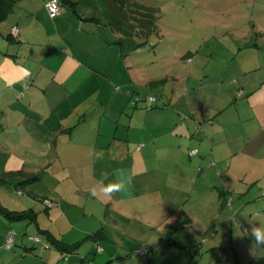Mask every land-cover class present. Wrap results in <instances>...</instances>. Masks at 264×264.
<instances>
[{"label":"rangeland","instance_id":"1","mask_svg":"<svg viewBox=\"0 0 264 264\" xmlns=\"http://www.w3.org/2000/svg\"><path fill=\"white\" fill-rule=\"evenodd\" d=\"M137 1L160 7L157 34L151 35L145 42L135 34L133 37L124 35L126 41L114 44L110 52L98 53L96 61L87 59L96 65L83 66L72 79L73 83L86 82L84 90L90 95L81 99V106L95 110L100 107L98 102H103L101 107L106 114L100 127L101 137L105 129L110 130L109 124L114 127L115 122L121 125L119 127H126L128 117L131 114L137 116L142 128L133 130V144L143 151L145 164L159 171L158 177H151V173L133 177V189L127 193L125 200L115 192L109 195V198L113 196V203L108 206L101 204L92 191L98 181L102 187L113 182L117 172L127 180L129 161L101 160L100 165L106 166L108 172L102 174V178L99 173L93 172L90 161L91 164L81 172V180L84 184L96 185L89 188L91 192L83 193L80 202H85L84 206L90 207L96 214L92 220L84 218L79 221V225L94 231L102 226L111 235L114 234V223L108 218L116 219L113 244L104 240L101 244L113 248L116 256L123 258L108 264H264V244L257 245L252 234L253 228L264 229V130L260 131L259 127L244 130L241 127L243 122L237 124L234 121L239 118L236 108L243 107L237 103L243 100L242 92L264 78V0ZM76 3L87 15L90 12L96 15L99 12L97 4L100 3L105 5L106 12L109 10L104 0ZM109 21L114 20L109 17ZM248 21L251 24L256 22L255 28L261 24L262 30H254ZM124 29L129 31L127 26ZM39 36L43 38L42 34ZM250 36L261 50L253 58L239 59ZM188 51L191 52L188 54L190 59H186L188 55L183 57ZM100 72H106L108 77ZM111 95L113 99L105 103L112 98ZM137 96H160L161 100L168 102V110L158 117L147 113L149 110H135L132 101ZM142 103L143 99L138 105ZM137 110L141 114L135 113ZM219 111L222 112L216 115ZM94 117L96 120H92L96 123L90 124L98 127V115ZM179 120L184 122L183 126L165 136L163 131L168 128L161 127L172 123L179 125ZM216 120L224 122L223 128L213 126L215 130H211L210 135L206 128ZM245 121V126L255 123L254 119ZM185 128L187 132L182 133ZM85 129L82 134L84 139L91 132L87 125ZM152 134L160 135L156 137L157 144H162V139L164 145L168 144L165 149L182 152L179 164L175 156L173 159L177 164L167 159L163 148L154 154L153 149L157 145L150 143ZM179 134L183 135L185 143L180 142ZM19 140L17 138V143ZM23 145H18V155L24 154V149L32 148ZM36 148V154L40 149H47ZM196 150V156H192L194 152L189 156V152ZM90 155L88 153L83 161ZM96 169H99L98 165ZM106 174H110V178L103 176ZM180 176H185L186 180L180 181ZM135 184L141 185L143 190ZM150 186L154 187L153 190L157 186L165 193L163 197L146 195L151 190ZM172 188L177 191L173 195L168 193ZM103 189L100 188L99 192H104ZM26 196L13 198L9 195V204L21 209ZM43 202L50 206L49 201ZM115 204L118 207L125 205L123 212L130 214L131 218L114 212ZM176 212H179V218L170 221V224L176 221L172 229L160 235L163 228L160 223H164L170 215H177ZM187 212L192 223L184 225ZM18 223L28 226L24 221ZM18 223H15L17 227ZM29 227L32 229L31 225ZM82 236L84 234L73 231L66 239ZM166 236L173 241H168ZM32 238L40 240L39 236ZM86 245L88 242L79 246L81 252ZM136 249L142 255L147 254L146 259L136 253ZM73 261L71 264H78Z\"/></svg>","mask_w":264,"mask_h":264},{"label":"crops","instance_id":"2","mask_svg":"<svg viewBox=\"0 0 264 264\" xmlns=\"http://www.w3.org/2000/svg\"><path fill=\"white\" fill-rule=\"evenodd\" d=\"M46 1L16 0L15 4H12L7 13L0 19V175L5 174L14 183L21 179L26 180L33 175H38V179H41V181L38 179L32 182L26 181L20 184L18 188H13L9 183L0 185L1 205L15 211H31L28 209H32L36 212L35 216L38 223V228H35L26 221L24 222L28 226L17 221L8 222L0 215V264H23L24 262L25 264H34V262L35 264L36 262L39 264H71L74 262L73 260L78 264H104L109 257L117 258L120 255L116 256L113 248L105 247L102 252L91 255V251L95 249L92 246L93 243L83 241L82 243L88 242V245L84 247L85 249L81 252L78 246L76 252L66 256L67 259L65 260L62 252L53 248H38V245L32 243L28 236L36 234L39 229H43L46 231L45 234H38L42 241L48 242L46 237L51 235V237L61 239L66 244H72L81 241L87 234L95 232L79 225V221L84 220V218L92 220L96 214L95 211H91L90 207L84 206L85 202H80L83 199V193L91 192L89 188L96 185L90 186V183L84 184L82 182L81 172L86 165L93 163V172L99 173L102 178V174L108 172L105 169L106 166L100 165L101 160L105 162L128 160V174L125 178L130 180L131 187L127 188L128 192L126 193L117 192L118 196L124 200L127 193L131 192V188L133 189V177L146 176L150 173L151 177H158L159 171L145 164L146 159L143 151L138 150L133 144V130L138 127L142 128V123H138L137 116L131 114L128 117L126 127H119L121 125L115 122H113L114 127L109 124L108 128L112 132L105 129L103 131L104 136L101 137L100 127L106 114L101 107L103 102L99 101L100 107L95 110L81 106V99L90 94L84 90L85 80L73 83L74 80L72 79L76 73L81 71L83 66L92 67L96 65L88 62L87 59L96 61L98 53L110 52L115 47L114 44L123 43L126 41L124 35L127 36L131 33L116 30L111 26L106 7L102 3L97 4L99 12L96 15L93 12L87 15L86 12L78 8L79 4L76 3L84 0H66L64 4L62 3L59 14L50 18L44 8ZM90 6L94 7L93 4ZM255 23L252 22L251 24V21H248L254 30L260 32L262 30L261 24L255 28ZM13 27L16 28V34L12 33ZM108 31L110 32L109 35ZM8 34L13 36L11 41L5 39ZM39 34H42L43 38H40ZM252 41L253 37L250 36L247 44H244L246 47L240 52L239 59L253 58L254 54L260 52L259 44ZM100 73L105 78L108 77L106 72ZM130 81L129 78L128 82ZM70 83L71 86H68ZM77 98L79 100H76ZM241 98L243 100H238L237 103L242 104L243 107L236 108V116L239 118L234 121L237 124L243 122L241 127L244 130L250 127L256 130L259 127L260 131H263L264 78L257 81L247 91H243ZM112 99L113 97L106 100L105 103H109ZM166 110L168 108L148 111L147 113L158 117L160 113ZM136 112L141 114V111L137 110ZM94 115H98V127L90 124L95 122L92 120L95 119ZM247 119H254L255 123L252 126H245ZM161 122L163 121L161 120ZM178 122L179 125L164 124L161 128L168 129L163 131V134L168 136L173 134L176 129H180L184 122L180 120ZM85 125L91 131L88 132L86 139L82 137L86 130ZM223 125L224 122L218 120L210 123L206 128L207 133L211 135V130H215L213 126L223 128ZM64 129L71 131L66 133L63 132ZM94 130H96L95 134L93 133ZM185 130L182 133L187 132ZM179 135L180 142L185 143L182 138L183 135ZM159 136L150 135V143L157 145L153 149L154 154L156 155L157 151L163 148L166 150L164 151L166 158L177 164L173 159L175 156L179 164L182 152L170 151L171 148L165 149L169 146L167 143L164 145L163 139L162 144H157L156 137ZM17 138H20L19 143H17ZM100 140H102L101 143ZM21 143L24 144L23 147L32 148H26L23 150L24 154L18 155L20 153L18 145ZM37 146L47 147V149H40L36 154ZM100 151L103 152V157L97 158L94 153ZM168 152H170L169 156L166 155ZM82 153L85 154L81 156ZM88 153L91 155L83 161ZM69 154L72 156L68 157ZM196 155L197 150L196 154L192 156ZM90 161L92 162L90 163ZM97 165L98 170L96 169ZM60 174L62 176H59ZM103 176H106V179L110 178V174ZM180 178V181L186 180L185 176H180ZM191 183L195 184V181L191 180ZM135 186L141 185L135 184ZM150 187L151 190H148L146 195H157L162 198L165 194L159 191L157 186H155L156 190H153L154 187ZM100 188L105 187H102L98 181L94 187L95 190L92 192H95L101 200V204L112 205L113 196L109 198V194L105 191L99 192ZM18 191H21L20 194ZM176 192L175 188L168 190V193L172 195ZM25 194L27 196L24 197L21 209L9 204L11 203L9 195L17 198ZM44 197L53 201H60V207L45 210L46 207L42 202ZM36 200H40L42 204ZM84 207L88 212H84ZM125 209V205L118 207L115 204L116 211L114 210V212L122 217L131 218L128 216L130 214L123 212ZM176 214L170 215L164 223H160V226L163 227L160 230V235L172 229L178 220L177 218H179V212ZM72 215H75L74 218H71ZM132 218L135 219V217ZM172 218L177 220L170 224ZM108 220L114 223V234L109 235L103 227L106 235L105 240L112 243L115 240L117 228L114 226H117V221L114 218H108ZM186 220L189 224L192 223V219L188 217V212L186 213ZM15 223H18L19 226L17 227ZM29 225L32 226L33 231ZM8 229L15 231V244L11 251H4L1 244ZM73 231L80 232L84 236L79 239L72 237L67 240L66 237L70 236ZM63 246L66 245L62 244ZM26 247L34 248L32 251H27ZM111 262L114 261L108 263Z\"/></svg>","mask_w":264,"mask_h":264},{"label":"trees","instance_id":"3","mask_svg":"<svg viewBox=\"0 0 264 264\" xmlns=\"http://www.w3.org/2000/svg\"><path fill=\"white\" fill-rule=\"evenodd\" d=\"M65 1L66 0H59L60 8L62 6V3L64 4ZM104 1L107 2L108 6H109V10H108V12H106L107 15L115 21V22L114 21L110 22V24L113 28H116V30L118 29L119 31H124L126 33L130 32L131 34L129 36H131V37H133V34H135L136 36L141 38L144 42L151 35L157 34V31H158L157 22L161 17V10H160L159 6H157L155 4H146V3H143V2H140L137 0H104ZM15 2H16V0H0V19L3 18V16L7 13L9 8L11 7V5L15 4ZM124 26H127L129 31L128 30L125 31ZM12 37H13L12 35L8 34L5 36V39L7 41H11L13 39ZM189 53H191V52L188 51L187 53L184 54L183 57H186ZM186 59H190L189 55L187 56ZM26 89H27V87H26ZM144 97L145 96H141V98H140L137 96L136 99L134 101H132L133 107L135 109L141 108V110L154 111V110H160V109L167 108V105H166L167 103L164 100H161L160 96H150V97H145V98ZM142 99H143L144 103L138 105V103L140 101H142ZM146 99H147V101H146ZM219 112H222V111H219ZM70 131H71L70 129H64L63 130V132H66V133L70 132ZM190 154H191V152H189V155ZM195 154H196V152L194 151L193 155H195ZM211 165H213V162H211ZM7 175H10V173H7ZM38 178H39L38 175H33L26 180L21 179V180L14 183L11 178H8L4 174V175H0V185L3 183H9V184H11V186L13 188H18V186L20 184H23L26 181L32 182V181H36ZM39 181H41V179ZM262 194L264 196V192ZM43 200L49 201L50 206H46L45 203L43 202ZM42 202L46 207L45 210L50 209V208H59L60 207L59 206L60 201H53V200L48 199L46 197H44L42 199ZM28 210H31V211L9 210L8 208H6L0 204V215L4 219H6L10 222L26 221L28 224H32L35 228H38V223L36 221V216H35L36 212L33 211L32 209H28ZM183 223H184V225H186V224L189 225L187 220L184 221ZM45 232H46L45 230L39 229L38 231H36V234L28 236V239H30V241L32 243L38 245L37 246L38 248H41V249L53 248L55 250L62 252L63 258L65 260L67 259L66 256L70 255L71 253L76 252L78 246H80L83 241H91L93 243L92 246L95 249H93L91 251V255H94L96 253H100L103 251L104 247L106 248V246L101 245L102 240L106 241L105 240L106 235H105V231H104L103 227L98 228L97 230H95V232H92L91 234H87L85 236V238L82 239L81 241H77V242L72 243V244H66L61 239H56L53 236L51 237V235H48L46 237L48 242L42 241L40 235H38V234L39 233L45 234ZM9 233L12 234V244L10 245L9 248H5V243H6V240H7ZM34 236H39L40 240L39 241L34 240L32 238ZM166 238L168 239V241H173L168 236ZM14 244H15V231L13 229H8L6 231L4 238H3V242L1 244V247L4 251H11L14 248ZM62 244L66 245L67 247L66 246L62 247ZM143 246H145L149 250V252L151 251V249L146 244H143ZM33 248L34 247H32V248L26 247V250L32 251ZM135 252L138 253L139 255H141L142 257H145V259H146L147 254L146 255L140 254L138 252V249H136ZM91 258L92 257L89 258L90 261H91ZM121 258H123V256H120L117 258L116 257L115 258L109 257L104 262V264H108V262H110V261L115 262V260H118Z\"/></svg>","mask_w":264,"mask_h":264},{"label":"clouds","instance_id":"4","mask_svg":"<svg viewBox=\"0 0 264 264\" xmlns=\"http://www.w3.org/2000/svg\"><path fill=\"white\" fill-rule=\"evenodd\" d=\"M94 155L97 158H102L103 157V152H96L94 153ZM130 185V180H125L124 178H122L119 174V172H117L116 174V179L109 183L107 186H105L104 191L111 195L115 192H125L127 190V188ZM252 234L255 236L256 238V244L260 245V244H264V229L261 228H253L252 229Z\"/></svg>","mask_w":264,"mask_h":264},{"label":"built area","instance_id":"5","mask_svg":"<svg viewBox=\"0 0 264 264\" xmlns=\"http://www.w3.org/2000/svg\"><path fill=\"white\" fill-rule=\"evenodd\" d=\"M44 8L48 14V16L50 18H54L56 17L59 12H60V2L59 0H47L45 3H44ZM16 28L13 27L12 28V33L13 34H16ZM15 32V33H14ZM194 152V151H193ZM191 152V154L193 153ZM18 193H20V191H18ZM12 244V234L9 233L8 237H7V240H6V243H5V248H9L10 245ZM146 248V247H145ZM147 249V248H146Z\"/></svg>","mask_w":264,"mask_h":264}]
</instances>
